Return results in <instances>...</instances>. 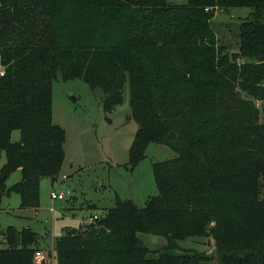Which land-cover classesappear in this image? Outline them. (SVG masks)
<instances>
[{"label": "trees", "instance_id": "1", "mask_svg": "<svg viewBox=\"0 0 264 264\" xmlns=\"http://www.w3.org/2000/svg\"><path fill=\"white\" fill-rule=\"evenodd\" d=\"M233 7L250 10L228 52L210 20ZM57 75L98 88L104 113L127 84L130 168L149 143L175 156L151 164L157 193L142 206L116 198L56 237L55 264H205V251L178 244L187 237L211 242L214 264H264V0H0V194L20 209L37 206L40 178L54 182L63 160ZM138 233L165 243L150 251ZM0 237V264H33L29 227Z\"/></svg>", "mask_w": 264, "mask_h": 264}, {"label": "rangeland", "instance_id": "2", "mask_svg": "<svg viewBox=\"0 0 264 264\" xmlns=\"http://www.w3.org/2000/svg\"><path fill=\"white\" fill-rule=\"evenodd\" d=\"M177 6L185 0H166ZM248 7L217 9L210 20L217 43L228 52L236 49V28L239 20L249 12ZM101 92L90 89L80 79L61 80L57 75L51 83V119L60 126L64 137L63 160L54 182L42 177L38 184V203L35 208H18L15 193L0 194V232L7 226L15 229L29 227L36 233V249L41 261L33 264H55L53 245L56 237L67 229L82 228L92 214L100 217L113 206L115 199L132 200L142 206L147 197L155 195L156 188L151 164L170 159L175 153L168 147L147 144L143 157L133 166L127 164V150L137 124L129 117L128 87L124 83L122 100L109 113L99 104ZM18 131L11 132L17 140ZM4 154L0 155V165ZM62 176H65L64 180ZM19 179V171L8 175L4 184L8 188ZM69 190L70 196L61 200L49 197L51 190ZM138 237L150 251H156L165 243L164 237L138 233ZM1 239V237H0ZM182 247L205 251L210 258L205 264H214L212 243L205 237H187L177 241Z\"/></svg>", "mask_w": 264, "mask_h": 264}, {"label": "built area", "instance_id": "3", "mask_svg": "<svg viewBox=\"0 0 264 264\" xmlns=\"http://www.w3.org/2000/svg\"><path fill=\"white\" fill-rule=\"evenodd\" d=\"M65 176H62V179L64 180ZM70 196V191L69 190H64V191H57V190H51L49 192V197L52 200H61L64 199L65 197ZM97 218V215L92 214L91 216L88 217V223L92 222L93 220H95ZM42 254L40 252V250L35 249L34 253H33V259L37 262L41 261L42 259Z\"/></svg>", "mask_w": 264, "mask_h": 264}, {"label": "crops", "instance_id": "4", "mask_svg": "<svg viewBox=\"0 0 264 264\" xmlns=\"http://www.w3.org/2000/svg\"><path fill=\"white\" fill-rule=\"evenodd\" d=\"M19 208V207H18ZM20 209V208H19Z\"/></svg>", "mask_w": 264, "mask_h": 264}]
</instances>
